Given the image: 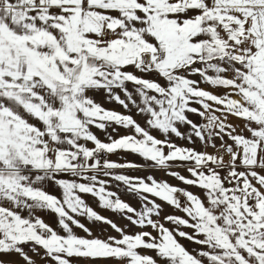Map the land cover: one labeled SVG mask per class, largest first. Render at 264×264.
Masks as SVG:
<instances>
[{"label": "snow or ice", "instance_id": "6c2138e0", "mask_svg": "<svg viewBox=\"0 0 264 264\" xmlns=\"http://www.w3.org/2000/svg\"><path fill=\"white\" fill-rule=\"evenodd\" d=\"M100 262L264 264V0H0V264Z\"/></svg>", "mask_w": 264, "mask_h": 264}, {"label": "rangeland", "instance_id": "374dc122", "mask_svg": "<svg viewBox=\"0 0 264 264\" xmlns=\"http://www.w3.org/2000/svg\"><path fill=\"white\" fill-rule=\"evenodd\" d=\"M100 98H98L99 100ZM100 102L103 103L102 100H100ZM104 106L106 108H114L116 109L117 111H123V109H121L118 105H116L115 103H105ZM195 107H199L198 105H193ZM134 114V112H133ZM136 119L140 120V117L139 116H135ZM189 118L192 119L194 122H197V123H202V118L199 117V116H196V115H193V114H189ZM182 131H188V129H185V128H182L181 129ZM93 131L95 132V134L97 135H100V131L99 130H96V129H93ZM175 139V138H174ZM176 143L179 144V145H182V146H189V147H197L199 148L200 147V142L199 141H196L195 144H188L187 142H185L184 140H179V139H176ZM209 151H211V149H209ZM129 154V153H128ZM130 156H135L133 154H129ZM110 158V157H109ZM183 171V170H182ZM183 174L187 175L186 172H182ZM125 174H128V175H133V176H136V175H140V176H143V175H147L148 174V171L147 170H136V169H130V170H125ZM158 179L163 177L165 175V173L163 171H160V170H156L154 173H153ZM166 178L169 180L170 183L172 184H178L179 182L176 181L175 179H172V178H169L166 176ZM181 187H183V185H180ZM49 191H52V192H55L56 194H59L58 193V190L55 189L54 187H49L48 188ZM190 190H193V191H196L195 189H190ZM117 192V191H115ZM123 194L119 193L120 197L122 200L124 201H127L128 203H130L133 207L139 209L140 208V204L141 202L138 200V198L136 196H133V195H130L126 189L122 190ZM91 200L88 201V198H86L87 202H90L92 203V205H95V206H98L97 204V201L95 198L93 197H89ZM107 211V210H106ZM173 209L165 206L164 208V212L162 213V215H165L169 212H172ZM108 214H107V217L113 219L115 222H117L118 224L122 225V226H126V222H121L122 218L120 217L119 214H113L112 212L110 211H107ZM177 215H183V213H180V212H176ZM44 215V218L48 221V222H52V218L48 215V214H43ZM166 226L169 227V228H172L173 226L171 224H168L166 223ZM130 231H132V229H129ZM151 230V229H149ZM187 231V229H185ZM94 231L97 233V234H100L101 232V229L99 227H94ZM135 231V229L133 230ZM112 234V235H115L114 232L111 231V229H108V231L105 233V234ZM182 244L185 245V247H187L190 251L197 248L198 246L188 242L187 240H184V239H181L180 241ZM151 255H154V253H149Z\"/></svg>", "mask_w": 264, "mask_h": 264}, {"label": "crops", "instance_id": "0c3cea01", "mask_svg": "<svg viewBox=\"0 0 264 264\" xmlns=\"http://www.w3.org/2000/svg\"><path fill=\"white\" fill-rule=\"evenodd\" d=\"M231 119V118H230ZM231 122L234 124V125H239L241 122L240 121H238V120H235V119H231ZM109 131H111V129H109ZM100 135H97L100 139H102V140H105L106 141V137H105V134L103 133V132H101L100 131ZM120 134H123V130L121 129L120 130ZM186 142V141H185ZM89 147H91L92 145L91 144H89L88 145ZM110 159H112V160H115V161H117V162H125V161H133V162H135V163H143V161L139 158V157H137V156H130L128 153H124V152H118V153H116V154H113V155H111L110 156ZM122 171H125V170H122ZM180 171L181 172H183L182 171V169H180ZM161 178H164V179H167L166 178V176L164 175L163 177H161ZM125 189V187L123 186V185H119V186H117V184H116V182H111V190L112 191H119V193H121V194H123V192H122V190H124ZM89 197H91V196H85V199L86 198H88V201L89 200H91ZM87 201V200H86ZM90 205H92V203H91V201L90 202H88ZM97 211H99L102 215H105V216H107V214H108V212L106 211V210H104V209H102V208H99L98 206H95V205H92ZM121 222H126V225H127V221L126 220H121ZM134 229H132V231H133ZM81 234H83V233H81ZM100 264H103V262H100Z\"/></svg>", "mask_w": 264, "mask_h": 264}]
</instances>
